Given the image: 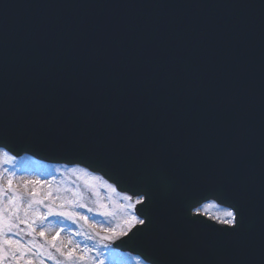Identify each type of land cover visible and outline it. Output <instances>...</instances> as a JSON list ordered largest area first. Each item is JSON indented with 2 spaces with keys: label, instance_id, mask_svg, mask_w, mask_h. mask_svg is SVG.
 Masks as SVG:
<instances>
[{
  "label": "water",
  "instance_id": "water-1",
  "mask_svg": "<svg viewBox=\"0 0 264 264\" xmlns=\"http://www.w3.org/2000/svg\"><path fill=\"white\" fill-rule=\"evenodd\" d=\"M0 147L70 165L103 157L95 172L117 190L151 189L169 211L121 251L264 264V0H0ZM209 187L244 205L238 232L189 215Z\"/></svg>",
  "mask_w": 264,
  "mask_h": 264
},
{
  "label": "snow or ice",
  "instance_id": "snow-or-ice-1",
  "mask_svg": "<svg viewBox=\"0 0 264 264\" xmlns=\"http://www.w3.org/2000/svg\"><path fill=\"white\" fill-rule=\"evenodd\" d=\"M75 163L79 171L89 172L91 175L96 171L94 165H103L108 161L103 157H97L91 163L81 164L80 161ZM127 178L130 181L137 179L133 174H129ZM41 183L43 182L39 180H26L23 182V192L13 184L11 177L7 180V187L0 185V264H4L6 258L9 259L10 264H36L37 260H39V264H44L45 258L54 260L55 264H87L86 253L94 249H88L87 245L81 249L79 243L73 245L71 239L68 243L62 242L58 245L56 241L60 236L59 231L51 237V240H47L43 225L47 221V217L51 215L61 216L73 223L84 221L85 224L90 218L82 215L79 211H57L51 204L45 203V201L56 198L51 190L46 194H41L36 187H33L31 191L28 190V185ZM105 183L113 191L116 190L113 184L108 183L107 180ZM235 196L237 195L232 191H220L212 187L206 188L191 199L189 215L200 217L204 215L201 209L210 206L220 208L221 205H224L217 215L210 217L211 220L215 221V225L207 224L205 226L219 233L238 232L245 219L246 209L239 201L236 204L229 203ZM80 197L81 194L76 193V199H67L66 203L77 208H85L86 205ZM123 200L126 203L118 206L123 213L121 222L117 225L119 230L105 228L106 234L101 235L100 232H96L89 235L88 239L98 237L102 242H113L124 237L130 238L137 232L151 234L156 231L162 214L169 211L149 188H142L131 194H125ZM41 205L47 211L42 212ZM99 209H103V211ZM99 209L97 214L103 216L114 214L107 210L103 204H100ZM87 211L93 212L94 210L88 207ZM198 223L204 225L203 220L198 221ZM89 227L91 228L92 225ZM37 228L40 229L38 232L36 231ZM76 234L81 235L83 233L77 232ZM38 238H45V243H38ZM132 259L137 261L142 258L133 257ZM144 264H151V261H144Z\"/></svg>",
  "mask_w": 264,
  "mask_h": 264
},
{
  "label": "rangeland",
  "instance_id": "rangeland-1",
  "mask_svg": "<svg viewBox=\"0 0 264 264\" xmlns=\"http://www.w3.org/2000/svg\"><path fill=\"white\" fill-rule=\"evenodd\" d=\"M0 185L7 187V180L11 177L13 184L24 191L23 182L26 180H39L43 183L39 185H28V190L31 191L36 187L41 194H46L49 190L52 191L55 199L45 201L51 204L57 211H79L82 215L89 217L88 223L79 221L73 223L71 220L58 215L47 217V221L43 225V230L46 233V239L51 240V237L58 231L60 236L56 243H68L71 239L72 244L79 243L83 249L85 245L88 249H94L86 253L87 264H144L139 259L134 261L132 258L137 257L127 253L115 251L111 244L112 242H102L98 237L88 239L89 235L100 232L101 235L106 234L104 229H116L120 224L123 213L119 209L120 204L126 203L123 200V195L113 191L112 188L106 186L102 178L97 177L88 172H81L79 168H63V166L49 165L38 162L29 157H23L20 161L9 158L2 151L0 152ZM76 193L81 194V201L85 203V208H77L72 204L66 203L67 199L75 200ZM100 204L106 206V209L112 211V216H103L97 214ZM41 211L47 209L41 205ZM93 208V212H88L87 208ZM103 211V209H99ZM221 207H207L201 211L209 218L217 215ZM89 225H92L90 228ZM40 229L37 228L38 232ZM83 233L77 235L76 233ZM38 243H45V238H38ZM107 244V246H105ZM54 251V250H52ZM4 264H10L8 258L4 260ZM39 264V260L36 261ZM44 264H55L54 260L44 259Z\"/></svg>",
  "mask_w": 264,
  "mask_h": 264
}]
</instances>
